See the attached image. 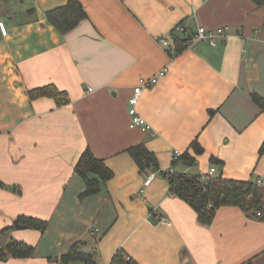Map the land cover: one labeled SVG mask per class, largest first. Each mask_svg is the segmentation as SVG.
<instances>
[{"label":"crops","instance_id":"obj_1","mask_svg":"<svg viewBox=\"0 0 264 264\" xmlns=\"http://www.w3.org/2000/svg\"><path fill=\"white\" fill-rule=\"evenodd\" d=\"M67 1L0 0L7 31L0 33V230L10 227L0 240L34 246L31 258L0 264H62L75 242L94 264H110L118 250L139 264H264V220L220 207L202 227L163 176L211 167L230 181L264 176V113L249 96L264 98V0H78L86 18L61 34L45 14ZM177 25L188 36L198 27L225 36L215 47L176 54ZM161 70L137 103L155 134L130 129L133 88ZM46 85L68 103L29 98ZM195 138L203 149L195 164L173 160L175 151L191 153ZM138 144L154 153L158 170L140 171L125 152ZM87 147L113 177L79 200L85 186L73 168ZM20 216L43 220L46 229L15 228Z\"/></svg>","mask_w":264,"mask_h":264},{"label":"trees","instance_id":"obj_2","mask_svg":"<svg viewBox=\"0 0 264 264\" xmlns=\"http://www.w3.org/2000/svg\"><path fill=\"white\" fill-rule=\"evenodd\" d=\"M253 1L258 5L262 4V0ZM45 15L47 21L61 34L70 32L81 20L86 18V13L78 0H68L65 6L49 10ZM189 38L190 36L186 35L185 32L173 37V42L176 44V54L186 49L185 45ZM27 93L31 100L48 97L52 98L57 106L68 103L66 93L57 90L53 85L34 88ZM249 96L260 112L264 113V98L255 92L250 93ZM188 149L191 153L187 150L180 154L177 160L187 167H192L196 162V157L203 153V149L197 138L190 143ZM125 152L132 158L140 171L145 169L158 170L157 158L145 145L138 144L129 147ZM263 155L264 139L258 149V157L260 158ZM210 161L211 165L215 166H222L223 164L222 161L213 157L210 158ZM73 171L81 178L85 186L84 191L79 195V200L99 193L101 183H106L113 177L112 171L105 165L104 161L94 157L88 147L80 154ZM163 176L168 181L169 193L186 203L195 212L197 223L202 227L210 226L217 209L220 207H237L250 216H255L257 212L264 214V187L256 185L255 179L230 181L223 179L221 175H215L213 178L202 180L199 174L190 175L171 172L163 173ZM0 186L3 185L0 183ZM16 220L20 225L39 233H43L47 226V222L32 217L20 216ZM260 220H264V217ZM9 228L0 230V237ZM81 245V242L73 243L67 253L59 258V261L62 264L75 261L94 264L93 255L82 252ZM33 254L34 246L23 241L8 239L3 244L0 240V260L31 258ZM110 264L139 263L122 250H118Z\"/></svg>","mask_w":264,"mask_h":264},{"label":"built area","instance_id":"obj_3","mask_svg":"<svg viewBox=\"0 0 264 264\" xmlns=\"http://www.w3.org/2000/svg\"><path fill=\"white\" fill-rule=\"evenodd\" d=\"M177 33L178 35L183 34L185 31L184 29L177 25L173 33ZM0 33L5 36L7 34L6 27L3 22H0ZM225 36V31L222 28L217 29H205L204 27H198L195 33L190 35L189 41L186 43L185 47L188 50H194L198 44L204 43L209 47H215L218 44V41L221 40ZM158 43L161 47H167L169 44L168 38H161L158 40ZM166 73V70L159 71L155 76L150 78H140L133 88L132 95L128 98V117L129 123L128 127L130 129L135 128H142L146 131H149L151 134H155L154 129L151 127L149 123H147L137 112V103L139 97L141 96L142 92L146 89L153 87L160 77H163ZM88 92H91V89H88ZM180 156V153L175 151L172 154L173 160L177 159ZM216 175L215 167H211L207 173L199 174L202 180H207L213 178ZM154 174L150 173L147 175L145 181L143 182V188L147 187L151 180L153 179ZM255 184L261 187H264V176L258 177L255 179ZM139 196L143 195V189H139L138 192ZM142 198V197H141ZM256 218H263L264 214L261 212H257L255 214ZM159 222L164 223L165 225H169V222L164 217H159Z\"/></svg>","mask_w":264,"mask_h":264},{"label":"water","instance_id":"obj_4","mask_svg":"<svg viewBox=\"0 0 264 264\" xmlns=\"http://www.w3.org/2000/svg\"><path fill=\"white\" fill-rule=\"evenodd\" d=\"M13 226L17 229L26 228V226L20 225L17 221H14Z\"/></svg>","mask_w":264,"mask_h":264},{"label":"rangeland","instance_id":"obj_5","mask_svg":"<svg viewBox=\"0 0 264 264\" xmlns=\"http://www.w3.org/2000/svg\"><path fill=\"white\" fill-rule=\"evenodd\" d=\"M2 240V243L5 244L6 240L5 239H1Z\"/></svg>","mask_w":264,"mask_h":264}]
</instances>
